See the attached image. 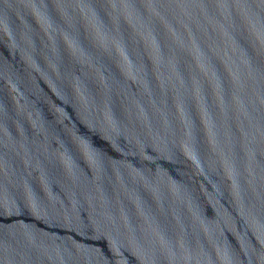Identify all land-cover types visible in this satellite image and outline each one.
Returning <instances> with one entry per match:
<instances>
[{"label": "water", "instance_id": "1", "mask_svg": "<svg viewBox=\"0 0 264 264\" xmlns=\"http://www.w3.org/2000/svg\"><path fill=\"white\" fill-rule=\"evenodd\" d=\"M0 264H264V0H0Z\"/></svg>", "mask_w": 264, "mask_h": 264}]
</instances>
